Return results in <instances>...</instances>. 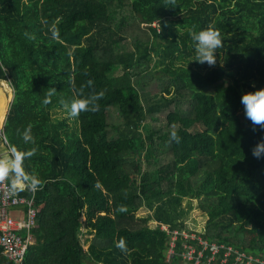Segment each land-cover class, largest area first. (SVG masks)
I'll use <instances>...</instances> for the list:
<instances>
[{
    "label": "trees",
    "instance_id": "obj_1",
    "mask_svg": "<svg viewBox=\"0 0 264 264\" xmlns=\"http://www.w3.org/2000/svg\"><path fill=\"white\" fill-rule=\"evenodd\" d=\"M208 26L222 37L213 66L192 60L189 32ZM1 83L5 147L30 152L22 166L40 180L25 264H177L162 224L182 251L186 197L207 216L197 234L264 258V128L240 103L264 86V0H0ZM89 96L76 129L52 116Z\"/></svg>",
    "mask_w": 264,
    "mask_h": 264
},
{
    "label": "built area",
    "instance_id": "obj_2",
    "mask_svg": "<svg viewBox=\"0 0 264 264\" xmlns=\"http://www.w3.org/2000/svg\"><path fill=\"white\" fill-rule=\"evenodd\" d=\"M34 196L35 190H31L29 196L11 191L9 176L0 178V246L7 264H25L28 247L33 242L32 229L37 222ZM162 228L172 237L170 246L168 244V259L178 254L180 262L177 264H264V258L260 255L230 243L208 240L196 231V234L182 231L186 241L184 249L179 252L176 250L179 231L165 224H162Z\"/></svg>",
    "mask_w": 264,
    "mask_h": 264
},
{
    "label": "clouds",
    "instance_id": "obj_3",
    "mask_svg": "<svg viewBox=\"0 0 264 264\" xmlns=\"http://www.w3.org/2000/svg\"><path fill=\"white\" fill-rule=\"evenodd\" d=\"M53 38L57 36V32L53 27L50 30ZM191 40L194 42V59L197 63L213 66L217 63V50L222 46V37L219 31L212 26L202 27L198 30H190ZM29 39L32 38L30 33H25ZM87 83L91 85L92 81ZM54 89L49 88L46 92L43 103L49 102V97L52 95ZM98 96H89L87 98H72L69 101H61L67 110L69 117H76L81 111H95L97 108L96 100ZM240 103L243 105V112L245 117L251 122L253 126L259 125L264 128V86L253 88L245 91L240 96ZM170 139L179 140L175 130L169 132ZM20 137L24 142L32 141L33 137L30 132V127H25L20 132ZM10 158L6 161H0V178L9 176V189L16 191L18 188H23V184H18V181H26L29 190H35L40 184L39 178L35 174H27L22 166L23 159L30 156L28 151L18 150L14 144L8 145ZM264 154V141L257 142L252 148V155L260 157ZM117 247L124 249V241L118 242Z\"/></svg>",
    "mask_w": 264,
    "mask_h": 264
},
{
    "label": "rangeland",
    "instance_id": "obj_4",
    "mask_svg": "<svg viewBox=\"0 0 264 264\" xmlns=\"http://www.w3.org/2000/svg\"><path fill=\"white\" fill-rule=\"evenodd\" d=\"M151 85H153V87H151V89L154 90V88H155L154 84H151ZM0 88L6 89L5 85L3 83L0 84ZM4 94L6 96H8V100L6 102V108H5V110H7L8 106L10 104V101L12 100L13 94L7 93L6 90L4 91ZM114 110L115 109H111L112 116L114 114ZM51 113H52V116L54 118L66 117L68 122H70L71 127L73 129L77 128V126H78L77 125L78 119L76 120L77 116L76 117H69L65 107L53 108V110H51ZM4 118H5V113H4V116H3L2 120L0 121V123L3 124ZM1 132L3 133V131H1ZM4 136L5 135L3 134V137H1V139H0V142H2V144L0 143L1 147H4L5 143H6V139L4 138ZM182 205L184 207L188 208V213L185 215V222L188 225L187 227H189L192 232H188L186 229H184V231L185 232L187 231L186 233H191V234L192 233L196 234L195 231L200 230V229H201V231H203L204 230V223L206 221L207 216H206L205 212L199 208L198 200L196 198L190 199V198L186 197L183 199ZM189 205H191V206L189 207ZM152 212L153 211L151 209L147 208L146 206H143L139 210H137L136 213H137V215H140V216H151ZM148 222L152 227H154L157 224V221L155 219H153V217L149 218ZM165 226H167V224H165ZM85 230H86L85 227H83V231H85ZM91 237H92L91 232L88 233L86 231L85 233L84 232L82 233V235H81L82 241L81 242H83V245L85 248L88 246ZM171 238H169V240H168L169 246H170Z\"/></svg>",
    "mask_w": 264,
    "mask_h": 264
},
{
    "label": "crops",
    "instance_id": "obj_5",
    "mask_svg": "<svg viewBox=\"0 0 264 264\" xmlns=\"http://www.w3.org/2000/svg\"><path fill=\"white\" fill-rule=\"evenodd\" d=\"M4 121V120H3ZM0 139L1 137H3V133L1 131H3V124L0 123ZM5 138V136H4ZM6 139V138H5ZM7 142V140H6ZM2 144V142H0ZM10 158V152L8 150V148H6L5 146L4 147H1L0 146V161H6ZM11 175V173H9ZM18 184H23V187H25V184L22 182V181H18Z\"/></svg>",
    "mask_w": 264,
    "mask_h": 264
}]
</instances>
